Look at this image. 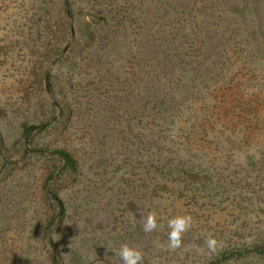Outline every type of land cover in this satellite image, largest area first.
Returning a JSON list of instances; mask_svg holds the SVG:
<instances>
[{"label":"rangeland","instance_id":"374dc122","mask_svg":"<svg viewBox=\"0 0 264 264\" xmlns=\"http://www.w3.org/2000/svg\"><path fill=\"white\" fill-rule=\"evenodd\" d=\"M125 244L264 264V0H0V264Z\"/></svg>","mask_w":264,"mask_h":264},{"label":"clouds","instance_id":"9594fccd","mask_svg":"<svg viewBox=\"0 0 264 264\" xmlns=\"http://www.w3.org/2000/svg\"><path fill=\"white\" fill-rule=\"evenodd\" d=\"M191 216H175L168 220V228L170 231L167 233L168 247L171 250L178 249L182 246L183 234L191 227ZM157 229V217L155 214L150 213L144 217L142 230L145 233L152 232ZM207 247L210 251H215L217 241L215 238H208L206 240ZM119 256L122 264H143L142 252L128 244H125L115 252Z\"/></svg>","mask_w":264,"mask_h":264},{"label":"trees","instance_id":"16d2710c","mask_svg":"<svg viewBox=\"0 0 264 264\" xmlns=\"http://www.w3.org/2000/svg\"><path fill=\"white\" fill-rule=\"evenodd\" d=\"M34 128H36V126L27 127L25 133L28 134ZM52 154L58 155L60 158L67 161L68 163L72 161L71 155L64 149H55L52 151Z\"/></svg>","mask_w":264,"mask_h":264}]
</instances>
